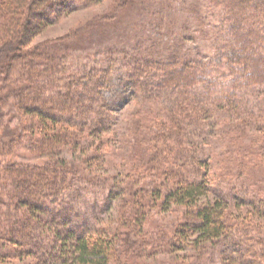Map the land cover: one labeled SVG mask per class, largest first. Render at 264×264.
Masks as SVG:
<instances>
[{"label":"trees","instance_id":"trees-1","mask_svg":"<svg viewBox=\"0 0 264 264\" xmlns=\"http://www.w3.org/2000/svg\"><path fill=\"white\" fill-rule=\"evenodd\" d=\"M101 1L0 0V264L18 256L33 264H136L148 240L143 256L264 264V235H251L248 219L231 214L212 172L222 120L223 134L253 131L255 149L238 157L237 175L247 161L264 166V0H205L222 13L217 61L107 48L100 76L82 83L84 67L65 64L82 48L103 53L100 18L60 42L32 41L51 20ZM120 3L126 9L135 0ZM116 51L129 95L110 101L102 88ZM17 147L42 162L6 159ZM78 205L93 212L80 221ZM172 209L183 210L179 221L148 232L153 212ZM215 248L216 263L208 252Z\"/></svg>","mask_w":264,"mask_h":264},{"label":"rangeland","instance_id":"rangeland-1","mask_svg":"<svg viewBox=\"0 0 264 264\" xmlns=\"http://www.w3.org/2000/svg\"><path fill=\"white\" fill-rule=\"evenodd\" d=\"M119 1L123 2L124 0H102L97 4L71 10L61 18L51 20L45 29L34 38L32 46L49 41L60 42L67 36L90 27L95 18H100L105 23L107 32L106 37L99 42L103 53H99L95 50L97 49L95 47L91 50L82 48L78 52H70L65 64L68 67L77 65L84 67L83 75L85 77L82 83L86 82V77L89 75L93 76L94 79H97V73L100 76L101 66H106L107 60L111 58L106 56L107 48L119 49L118 47H125L129 54L139 53L142 55L150 53L153 56L167 57L172 53H177L203 62L217 61L218 52L213 39L215 26L221 23L222 13L219 9L210 8L207 1L135 0V3L127 6L126 9L118 7L121 4ZM197 6H200L199 13ZM112 58H114L112 61L113 66L109 72V78L105 80L102 88L105 98L110 101L122 93L127 97L129 95V89L122 81V75L126 72L121 68V66H125L122 55L119 51H116ZM217 74L218 71L216 76ZM217 77L219 78V76ZM253 101H255L254 98L251 102ZM10 103L12 104V100H9L8 104ZM134 109H136L135 106ZM123 113L125 118L129 117L133 113V108L125 109ZM68 114L65 113V115ZM7 119L6 115L3 122ZM217 125L215 129L220 132L213 136L212 142L214 152L217 153L216 163L212 169L218 180L219 189L217 193L221 194L224 191L230 196L233 203L230 206L232 207L231 214L240 217L239 221H242L241 217L248 219L245 227L251 235L263 236L264 166L255 169L256 165L247 161L246 164H249V167L246 171H240V175H237L239 171L238 157L251 153L255 149L250 144L254 138L252 136L253 131L245 128L243 133L238 132V134L232 136L230 133H227L229 135L223 134L222 129L226 126L225 120ZM13 152L14 154L8 155L6 159L21 163L42 162L37 154L31 153L24 147H17ZM65 154L67 157L72 158L68 151H65ZM119 159L117 158L116 161ZM2 185L0 184V186ZM64 195L66 197L67 193ZM57 204L59 206V203ZM98 206L97 211L103 208V205ZM83 207H85V204H83ZM83 207L78 205L82 215L79 218L80 221L83 214L88 215L93 212L91 205L89 209ZM182 211V209H172L168 212H153L149 218V223H147L148 232L152 230L151 233H154L160 225H173L182 218ZM111 213L115 214V210ZM151 244V240H148L146 247L150 248ZM148 248H142L143 253L140 255L141 257H136V264H188L184 259V252L173 254L160 252L143 256ZM145 250L146 252H144ZM208 252L214 254L215 263L218 262L220 248L208 249ZM191 253L195 254V252ZM206 258L211 259V255H206ZM32 261H34L33 257L18 256L6 259L4 264H33ZM194 264H197V262L194 261ZM204 264H207V262H204Z\"/></svg>","mask_w":264,"mask_h":264}]
</instances>
